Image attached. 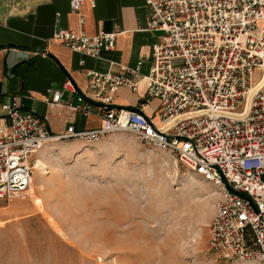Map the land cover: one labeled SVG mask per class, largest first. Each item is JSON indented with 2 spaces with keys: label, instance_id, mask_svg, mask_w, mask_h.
<instances>
[{
  "label": "built area",
  "instance_id": "2783aa9c",
  "mask_svg": "<svg viewBox=\"0 0 264 264\" xmlns=\"http://www.w3.org/2000/svg\"><path fill=\"white\" fill-rule=\"evenodd\" d=\"M85 1L95 7V0H68L80 30L59 28L51 39L99 58L114 48L118 32L87 34L81 13ZM144 1L146 29L160 33L148 71L140 72L143 58L127 73L84 68L91 91L78 95L75 105L66 104L85 115L91 101L103 104L107 109L98 128L70 125L52 136L38 115L20 108L16 95L1 105L0 198L27 194L35 156L48 142L78 139L90 145L110 133H129L216 188L210 249L229 261L264 264V0ZM141 81L140 108L156 99V112L112 106L119 87L137 92ZM63 87L75 89L70 80ZM46 91L49 105L61 103L60 90Z\"/></svg>",
  "mask_w": 264,
  "mask_h": 264
},
{
  "label": "rangeland",
  "instance_id": "374dc122",
  "mask_svg": "<svg viewBox=\"0 0 264 264\" xmlns=\"http://www.w3.org/2000/svg\"><path fill=\"white\" fill-rule=\"evenodd\" d=\"M68 140L37 158L42 188L0 198V264H259L209 248L217 190L172 155L129 133Z\"/></svg>",
  "mask_w": 264,
  "mask_h": 264
},
{
  "label": "crops",
  "instance_id": "0c3cea01",
  "mask_svg": "<svg viewBox=\"0 0 264 264\" xmlns=\"http://www.w3.org/2000/svg\"><path fill=\"white\" fill-rule=\"evenodd\" d=\"M81 13L87 34L100 30L118 32L114 48L99 58L73 52L51 39L59 28L80 30L78 16L70 11L68 0H0V118L4 114L1 105L16 95L20 108L38 115L52 136L62 134L70 125L75 130L98 128L107 109L103 104L91 101L86 115L66 106L75 105L78 95L91 91L84 68L127 73L126 69L143 58L140 72L148 71L152 64L151 46L159 40L160 33L146 29L149 8L144 0H95V7L85 1ZM81 59L83 65H79ZM66 80L72 82L74 90L63 87ZM47 89L60 90V104L49 105L45 101ZM144 91V81L139 82L137 92L119 87L112 106L142 109ZM157 108L158 101L151 99L142 110L152 114ZM55 141L49 143L59 144ZM65 144L64 149H71L83 142L72 139ZM47 147L35 157L46 162L42 155Z\"/></svg>",
  "mask_w": 264,
  "mask_h": 264
},
{
  "label": "bare ground",
  "instance_id": "6f19581e",
  "mask_svg": "<svg viewBox=\"0 0 264 264\" xmlns=\"http://www.w3.org/2000/svg\"><path fill=\"white\" fill-rule=\"evenodd\" d=\"M35 168H36V170L38 171V173H40V174H49V171L47 170V168H49V166L47 165V164H45L42 160H40V159H38L37 160V162H36V164H35ZM37 188H42V186L41 185H39V186H35L34 185V183H33V181H32V184H31V186H30V188H29V190H28V192H30V191H33V190H35V189H37ZM27 192V193H28ZM33 193V192H32ZM56 229V231H58V233L59 232H62L59 228H55Z\"/></svg>",
  "mask_w": 264,
  "mask_h": 264
}]
</instances>
